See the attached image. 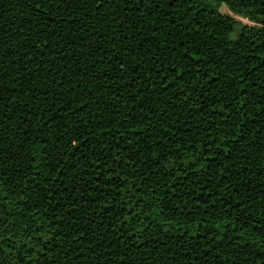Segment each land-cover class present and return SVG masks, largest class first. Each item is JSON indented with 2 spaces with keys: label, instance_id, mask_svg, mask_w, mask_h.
Masks as SVG:
<instances>
[{
  "label": "trees",
  "instance_id": "obj_1",
  "mask_svg": "<svg viewBox=\"0 0 264 264\" xmlns=\"http://www.w3.org/2000/svg\"><path fill=\"white\" fill-rule=\"evenodd\" d=\"M0 264H264V0H0Z\"/></svg>",
  "mask_w": 264,
  "mask_h": 264
},
{
  "label": "rangeland",
  "instance_id": "obj_2",
  "mask_svg": "<svg viewBox=\"0 0 264 264\" xmlns=\"http://www.w3.org/2000/svg\"><path fill=\"white\" fill-rule=\"evenodd\" d=\"M222 12H224V13H227V14H229L230 12L228 11V9L227 8H222ZM233 17L235 18V20L238 22V24L239 25H242V24H244V25H251V24H253L250 20H248V19H246V18H244V17H242V16H239V15H233Z\"/></svg>",
  "mask_w": 264,
  "mask_h": 264
}]
</instances>
